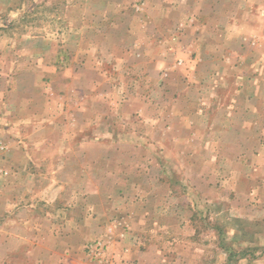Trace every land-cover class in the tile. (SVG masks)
<instances>
[{"label": "rangeland", "instance_id": "rangeland-1", "mask_svg": "<svg viewBox=\"0 0 264 264\" xmlns=\"http://www.w3.org/2000/svg\"><path fill=\"white\" fill-rule=\"evenodd\" d=\"M187 101L264 132V0H0V134L32 138L25 173L1 172L0 264L6 245L10 264H264V136L239 126L236 153L214 141L191 172ZM29 104L44 118L6 131Z\"/></svg>", "mask_w": 264, "mask_h": 264}, {"label": "crops", "instance_id": "crops-1", "mask_svg": "<svg viewBox=\"0 0 264 264\" xmlns=\"http://www.w3.org/2000/svg\"><path fill=\"white\" fill-rule=\"evenodd\" d=\"M255 8V6H253ZM252 11V10H251ZM250 11V12H251ZM255 27V26H254ZM202 60V59H201ZM189 90L188 93L191 94H198L199 92H201L203 94V92H205L209 87H205V86H199V87H193V86H188ZM217 87V86H216ZM214 88V87H213ZM221 88V87H220ZM219 88V89H220ZM201 89H203L204 91H202ZM223 90L222 88L219 90V93H221ZM9 93H12L9 92ZM218 93V92H217ZM39 95H42V91L38 92ZM207 94V93H206ZM251 102H255V97L256 95L254 94V92H251ZM197 100H199V98H197ZM6 107H8L7 109H5V111H1V114L4 117H8L10 119H14L13 117H9L8 115H12V113L10 112L11 108L14 106L12 103V100L10 101V98L6 99ZM188 103V107L191 110L190 113H194V116H189L187 118V144L184 152V155L186 157H189L192 159L191 161V167H190V171L191 172H195L196 171V165L193 167V165L195 164V160L197 159V157H202L203 155H206L208 152V149H211V144L214 143V141H218V143L220 142H224L225 146H231V150H229V152L232 154L236 153L237 150H239V141H241L240 135L241 133H239V126L246 128L249 132H251V134L253 135V137H259V139H262L261 136H264V132L257 133L258 130V126H257V122L255 121L256 117H249L247 121H239V118H233V117H225V116H218L219 114H221V112H224V110H228V111H234L236 109V107L232 104V102H227V105L225 106V104H220L221 107L219 108V111L215 113L214 116H210L208 117V108L205 109V104L203 103H198L195 101H187ZM79 103L77 102L76 104V110L78 111L76 115H78L76 117H73V122H78L79 120V111H80V107H79ZM256 104H253V106H255ZM32 105L29 104V106L26 108L27 111H30L29 113L32 115H28L30 116L29 118H27L28 116H23L22 120L19 121L18 123H16L14 125V122L12 124H9V127H6V131H13L15 129H13L14 127L18 128H22L21 124H23V126H27L30 128L36 126L39 123L40 119H43L44 117L42 115H45L44 112L46 110L47 106L44 107H40V109L38 110L37 108L33 109L31 107ZM204 110V111H203ZM255 107H253V110L251 109V111H254ZM194 111V112H193ZM200 112V114H198ZM255 112V111H254ZM205 113V115L203 114ZM38 117H36V116ZM221 117V118H220ZM6 118V119H8ZM7 121V120H6ZM34 123V124H33ZM147 123V122H146ZM149 124V123H148ZM163 124L164 126H162V128H159L158 125ZM168 124V126L166 127V125ZM44 123H41L40 126H43ZM151 128H154V132L153 133V139L156 140L157 142V146L161 147L162 141H168L169 143H172L170 148H166L164 149V154L169 156V157H175L176 155H178V148L176 146V142L179 141V139L176 137L175 133H174V127L173 126V122H159V120L152 119L151 123L149 124ZM259 125H261L259 123ZM246 126V127H245ZM3 129L4 128H0ZM8 135H11L10 133H8ZM161 135H164L163 137H161ZM9 140V138L6 136ZM3 138H5L4 135L0 134V143L4 146V150H2L0 152V155H4L5 158V162L8 166L6 167H2L0 166V188L3 185L2 178L3 176L1 172H4L7 175H11V178L13 177L14 180L16 179L14 175H16V173H18V177L21 176V173H25L24 169L21 167V164L27 162L28 160H30L31 158V154L30 152L32 151V148H29L28 143H26V139L28 140H32L30 135H26L23 137V140H20V142H23L24 145V149H22V151L20 150V152H16V150H12L11 145L9 144V142H6ZM10 140H13L12 138ZM43 141H45V143L47 144L48 141L46 140V138H43ZM26 143V146H25ZM235 144V145H234ZM213 149V148H212ZM163 150V149H162ZM235 150V151H234ZM35 153H38V151L36 149H34ZM21 153L25 156V160H24V156H23V160L21 163H18L20 161L19 157L21 156ZM40 153V152H39ZM36 155V154H35ZM217 154H215V157ZM239 155V153L237 154ZM224 157L223 154L219 155V160L220 158L222 159ZM27 158V159H26ZM169 161H172L169 160ZM218 161V160H217ZM235 160L234 159H228V162H232ZM217 162H215L216 164ZM214 164V165H215ZM62 169H65L62 167ZM4 170V171H3ZM62 171V170H61ZM60 172V171H59ZM11 173V174H10ZM86 170L84 169V172L82 174H86ZM17 177V178H18ZM9 178V179H11ZM48 181L54 183L55 182V178H50L48 179ZM53 185V184H52ZM51 187V186H50ZM48 187V188H50ZM12 201V200H11ZM11 201H8L9 203ZM12 206V205H10ZM9 206V207H10ZM14 210V209H13ZM13 212V211H12ZM14 218V219H10V218ZM15 219H16V215L15 213H11L7 215V222L8 223H3V225L0 224V238H3L5 236L9 237V238H15L17 236V232L16 230H14V228L11 226L15 223ZM9 222H11V224H9ZM32 232V231H30ZM4 240H0V248L3 247ZM7 248V263L9 262H13L11 261L12 257L15 256V250L13 248H10L9 245H6ZM5 246V247H6ZM2 250H0L1 253ZM5 251V250H4ZM6 261V260H5ZM16 263V262H15ZM14 263V264H15Z\"/></svg>", "mask_w": 264, "mask_h": 264}]
</instances>
